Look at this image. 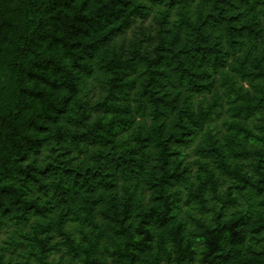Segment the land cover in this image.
Listing matches in <instances>:
<instances>
[{
    "label": "trees",
    "instance_id": "1",
    "mask_svg": "<svg viewBox=\"0 0 264 264\" xmlns=\"http://www.w3.org/2000/svg\"><path fill=\"white\" fill-rule=\"evenodd\" d=\"M3 230L0 264H264V0H0Z\"/></svg>",
    "mask_w": 264,
    "mask_h": 264
},
{
    "label": "rangeland",
    "instance_id": "2",
    "mask_svg": "<svg viewBox=\"0 0 264 264\" xmlns=\"http://www.w3.org/2000/svg\"><path fill=\"white\" fill-rule=\"evenodd\" d=\"M151 21H152V17L150 16V17H148L147 19H145L143 22H144V25H148L149 23H151ZM132 30H133V28L131 27V28L126 32L125 35H126L127 37L130 36ZM221 121H222V118H221V117L217 116V117L215 118V122H217L218 124H219ZM188 152H189L188 160H189L191 163H193V160L197 157V154L194 152V146H193L192 148L188 149ZM5 236H6V232H5L4 230L1 231V232H0V246H4V247L9 246V244H7V243H3V242H2V239H3ZM60 254H61L60 252H57V253H53L52 255L58 257ZM65 256H66V255H64V257H65ZM63 259H64V258H63ZM63 264H66V263L63 262Z\"/></svg>",
    "mask_w": 264,
    "mask_h": 264
}]
</instances>
